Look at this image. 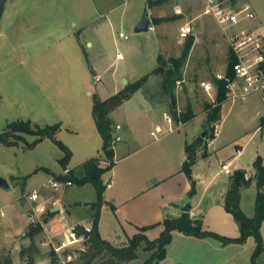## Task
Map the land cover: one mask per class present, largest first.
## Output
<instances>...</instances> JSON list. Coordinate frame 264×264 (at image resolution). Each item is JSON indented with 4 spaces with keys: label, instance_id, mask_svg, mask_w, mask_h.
<instances>
[{
    "label": "rangeland",
    "instance_id": "obj_1",
    "mask_svg": "<svg viewBox=\"0 0 264 264\" xmlns=\"http://www.w3.org/2000/svg\"><path fill=\"white\" fill-rule=\"evenodd\" d=\"M225 2L237 10L245 5L252 9L255 18L239 30L264 32V0ZM146 9L156 31L137 34L135 29ZM204 10L203 0H8L0 24V134L19 121H30L33 129L61 125L56 140L72 153L68 169L80 173L89 155L102 158V138L93 117L94 98L105 101L118 93L117 87L125 91L152 74L159 57L166 63L180 58L187 43L181 39L180 28L189 23L194 44L176 94L179 112L191 106L196 117L190 123L176 124L170 103L163 104L157 97V77L110 115L114 124H122L125 130L115 134L121 137L114 146L115 166L103 177L112 186L103 196L98 232L116 249L128 247L139 234L156 241L165 230V220L178 217L191 204L195 221L218 238L186 237L174 231L160 264H264V222L260 252L254 236L243 243L223 242L241 236L240 224L225 203L232 177L238 172H244L246 178L255 177V162L262 159L264 164V116H259L264 103L258 95L227 99L215 126L220 132L216 141L209 145L214 137H201L208 128L206 107L216 104L218 90L206 95L199 84L214 82L217 74L230 71L227 38L211 16L203 15ZM120 33L126 39H121ZM118 54L123 55L122 60H117ZM165 117L173 122L174 132L167 133ZM156 125L164 131L157 134L158 141L151 137ZM22 136L24 141L16 147L0 143V177L10 184L9 189L0 188V255L11 256L14 264H51L49 250L43 246L47 224L42 234L36 235L33 249L30 240L20 237L31 225L27 210L32 204L24 196L34 190L55 193L38 203L50 210L60 201L63 212L55 216L53 224L62 231L61 220L94 228L98 193L93 185L61 184L57 191L42 188L54 178L36 170L63 174L60 160L65 154L51 139L28 148L37 137ZM187 145H195L196 150L188 153ZM237 147L243 153L235 160ZM186 161L198 175L192 181L183 171ZM228 162L232 176L221 168ZM149 170H157L150 190L138 195L134 192L137 183L146 182ZM127 173L132 175L131 192L123 183ZM155 180L158 182L153 183ZM252 180L250 187L241 188L239 200L249 218L256 211V180ZM146 183L149 185L148 180ZM21 248L27 250L25 260L20 258ZM89 255V250L81 248L71 264H87ZM137 255L133 262L114 263L104 253L92 264H145L152 253L143 245Z\"/></svg>",
    "mask_w": 264,
    "mask_h": 264
},
{
    "label": "trees",
    "instance_id": "obj_2",
    "mask_svg": "<svg viewBox=\"0 0 264 264\" xmlns=\"http://www.w3.org/2000/svg\"><path fill=\"white\" fill-rule=\"evenodd\" d=\"M194 39L189 37L187 39L185 50L180 58H172L167 63L162 60L161 57L158 59L157 69L150 75L143 77L140 81L129 86L125 91L114 95L113 97L103 101L97 96L94 98L93 117L96 123L97 130L103 139L102 158H94L87 161L82 167L80 173L70 171L68 176H58V180L66 181L69 180L73 185L84 186L87 184L93 185L98 193L99 202L94 205L96 211L93 216L94 228L92 234L88 238V242L85 248L89 250V256L87 264H92L93 261L104 253H107L111 257L112 262L117 260L120 262H133L138 258V250L145 245V251L151 252L152 255L145 264H160L165 260L167 256V247L172 242V234L174 231H178L188 237H196L199 239L206 238H218L210 232L204 231L200 222L191 219L189 213H184L179 219H167L164 222L165 230L161 235L160 239L156 241H149L145 236L139 234L135 236L128 247L122 249H116L112 247L107 241L103 240L98 232L99 226V210L102 206V200L104 193L107 189V184L104 182L103 177L106 173L112 171L115 166V134L114 124L110 118V115L121 107L127 100H129L134 94L143 89L148 82L153 78H160L157 97L160 101L170 103L171 111L175 117L177 125H184L192 122L195 119V114L189 106L185 112H179L178 110V99L176 94V85L181 82L183 73L182 70L186 65L187 58L190 50L193 47ZM231 75L232 66L234 64V58L229 57ZM214 83L218 87V97L215 105H207V127L210 129V134L214 130L216 124L221 121L222 106L227 101V82L214 80ZM210 110V111H209ZM61 130V125L47 126L44 129H33L30 121H19L8 125L6 130L0 134V143L7 147H16L19 142L24 141L22 135H32L37 137L33 144H29L28 148L33 149L38 144L46 139L54 141L58 147L63 151L64 158L60 161L64 170L68 169V165L72 158L71 151L61 142L56 140V134ZM210 136V135H209ZM195 150V145H188L187 151L192 154ZM109 163L108 168L103 167V163ZM190 163L186 162L183 171L187 174L190 180H192V170ZM255 168L257 170L256 176L251 179H247L244 172H238L232 177L231 188L225 198L227 207L235 214V217L240 224L241 236L238 240H224V244L243 243L249 237L254 236L259 242L258 252L262 249V239L260 237V230L264 222V164L262 159H258L255 162ZM47 171L48 170H44ZM53 175V174H52ZM232 176V175H231ZM252 179L256 180L258 188V194L256 198V211L253 218H249L243 212L240 207V190L244 187H250L252 185ZM78 234L84 232V228L77 227ZM43 232V226L41 224L30 225V228L26 234V238L32 243V248L35 247L36 235H41ZM27 250L22 249L20 252L21 260L26 259ZM257 252V253H258ZM53 252H48V257L51 261H54L51 257ZM33 262V261H32ZM0 264H14L11 256H1Z\"/></svg>",
    "mask_w": 264,
    "mask_h": 264
},
{
    "label": "built area",
    "instance_id": "obj_3",
    "mask_svg": "<svg viewBox=\"0 0 264 264\" xmlns=\"http://www.w3.org/2000/svg\"><path fill=\"white\" fill-rule=\"evenodd\" d=\"M203 1L205 4L203 15L211 16L222 29L229 45V57L234 58L231 75L226 73L217 74L216 76L218 81L227 82V99L233 101L244 100L252 95H258L264 103V32L250 29H238L243 23L255 18L251 7L245 5L243 8L237 10L234 6L227 5L225 0ZM149 30L155 32L156 28L150 25ZM193 35L191 24H185L180 28L182 40H187ZM119 37L121 39H126L123 33H120ZM122 59L123 55L118 54L117 60ZM97 81H100V77H98ZM181 83L182 82H178V85H181ZM199 85L206 95H211L213 92L216 93L218 90L214 82L202 81ZM167 121L172 122L169 118H167ZM120 129V127H117V130ZM212 133L211 136L214 138H212L210 142L214 143L220 134L218 127H216ZM119 141H121V138L115 137V144ZM237 153L238 155L236 158H239L242 155V150H237ZM109 166V163H103L104 168H108ZM222 171L226 175H232L229 162L222 165ZM68 175H70V170H64L62 176ZM251 178H253V176H247L248 180ZM61 184L66 187L73 185L69 180L62 181L54 179L47 184V188L58 190ZM24 197L32 204L29 214L30 224L44 225L42 217L48 212L43 204L38 203L40 199L44 198L43 194L38 190H34ZM92 230L91 228H84V232L78 234L77 227H74L68 230L60 240H56V237H47L43 246L47 247L50 253L53 252L51 258L54 259V261H51V264H71L77 252L81 248H85L88 238L92 234Z\"/></svg>",
    "mask_w": 264,
    "mask_h": 264
},
{
    "label": "crops",
    "instance_id": "obj_4",
    "mask_svg": "<svg viewBox=\"0 0 264 264\" xmlns=\"http://www.w3.org/2000/svg\"><path fill=\"white\" fill-rule=\"evenodd\" d=\"M122 91V89H121V87L119 86V87H117L116 88V93L118 92V93H120ZM117 93V94H118ZM136 94H139V93H136ZM134 96V95H133ZM132 96V97H133ZM98 97V96H97ZM131 97V98H132ZM99 98V97H98ZM130 98V99H131ZM129 99V100H130ZM147 101V100H146ZM126 102H128V101H126ZM263 112H260L259 113V116H261V114H262ZM165 121L167 122V124L169 125V130H168V132L167 133H172V132H174L175 130L174 129H172V125H173V122H168L167 121V118L165 117ZM113 124H114V122H113ZM117 127H120L121 129L120 130H117ZM122 130H125V128H124V126L122 125V124H114V134H117L119 131L121 132ZM98 131V130H97ZM159 132L160 133H162V132H164L163 131V128H161L160 126H158V125H156L155 126V130H153V131H151V137H154L155 136V141H158L159 140V138L157 137V134H159ZM99 133V132H98ZM131 133H132V131H131ZM100 135V134H99ZM102 138V137H101ZM121 138V137H120ZM42 143V142H41ZM211 144V142L209 141V145ZM188 146V145H187ZM35 148V147H34ZM102 148H103V139H102ZM195 150H196V148H195ZM237 150H242V153H243V149L241 148V147H237ZM114 151H115V155H117V150H115V147H114ZM188 152V151H187ZM102 153V152H101ZM136 152H134V153H131L130 155H128L127 157H130L132 154H135ZM189 153V152H188ZM237 157V156H236ZM64 158V157H63ZM62 158V159H63ZM88 159H85V161H84V163L82 164V166L87 162V161H89V160H91V159H94L95 157H91L90 155L87 157ZM61 159V160H62ZM60 160V161H61ZM184 160V159H183ZM235 160H238V158H236ZM71 162V161H70ZM187 162V161H186ZM186 162H184V165L186 164ZM61 164V163H60ZM70 164V163H69ZM184 165H183V167H184ZM69 166V165H68ZM68 168V167H67ZM221 168H222V165H221ZM44 170H48V172L47 171H44ZM70 171H74L73 169H69ZM113 170V169H112ZM45 172V173H47V174H49V175H51L54 179H57V177L58 176H62L63 174H60V175H56L55 173H53V172H51L49 169H46V168H40V169H38V170H36V173H39V172ZM193 173V172H192ZM53 174V175H52ZM156 174H157V170H149V172L148 173H146V182H147V180H148V182H149V185H147V183L145 182V180L144 181H139L138 183H137V186H136V189L134 190L133 189V187H132V185H131V180L130 179H132V175H131V173H127V175L125 176V178H124V185H125V187L128 189V191H132V190H134V192H138V193H136V194H144L145 192H148L149 190H150V186H151V184H150V182H152L151 180L152 179H154V177L156 176ZM192 179L194 180L195 179V177H197L194 173L192 174ZM249 176V175H248ZM250 176H253V175H250ZM158 177V176H157ZM253 178H254V176H253ZM158 180V179H157ZM157 180H155V181H153V183H157L158 181ZM192 181V180H191ZM199 182H201V180L199 179ZM87 185H91V184H87ZM87 185H84V186H80V187H85V186H87ZM111 183H108L107 184V189H106V191L107 190H109V188H111ZM42 188H47V185H43L42 186ZM48 189V188H47ZM230 189V188H229ZM255 189H256V191H257V194H258V190H257V185H256V182H255ZM24 190H25V188H24ZM59 190V189H58ZM50 191H57V190H51L50 189ZM105 191V192H106ZM50 193H53V192H50ZM50 193H46L45 194V192L44 191H42V194H43V196H44V198L46 197H48L49 196V194ZM53 194H55V193H53ZM105 194V193H104ZM257 194H256V198H257ZM188 200V199H187ZM45 206V205H44ZM46 209H47V207H46ZM192 210H193V207H192V209H191V212L189 213V215H190V217H191V219L192 220H194L195 221V219H194V216H193V213H192ZM30 212H31V208H28V210H27V213H28V218H29V214H30ZM47 214H46V217H44L43 219H42V222H43V224L45 225V224H47V229H46V237H62L63 238V236L67 233V231L68 230H70L71 228H74V227H82V228H84L83 226H80V225H71V224H69L68 222H66V221H64V220H61V227H62V231L58 228V227H54V224H53V220L55 219V216L57 215V214H60L61 212H63V206L61 205V203H60V201L58 200V201H56V202H54L53 204H52V206H51V208H50V210H48L47 209ZM53 212H55V213H53ZM184 214V212L182 211L179 215H178V217H176V218H172V219H179L182 215ZM44 225H42L43 227H44ZM29 228H30V225L27 227V229L29 230ZM26 229V231L28 232V230ZM27 232H25L22 236H20L21 237V239L22 240H29V239H27L26 238V234H27ZM186 237H188V236H186ZM21 250H22V248H21ZM21 252V251H20Z\"/></svg>",
    "mask_w": 264,
    "mask_h": 264
},
{
    "label": "water",
    "instance_id": "obj_5",
    "mask_svg": "<svg viewBox=\"0 0 264 264\" xmlns=\"http://www.w3.org/2000/svg\"><path fill=\"white\" fill-rule=\"evenodd\" d=\"M7 3H8V0H0V24H1V20L4 16V13H5V10H6V6H7ZM151 20L149 18V15H148V10L146 9L145 10V14L141 20V22L138 24V26L136 27L135 29V32L137 34H141V33H147L149 32V28H150V25H151ZM91 70H92V73H93V76L97 77L98 76V73L94 70L93 67H91ZM124 84H127V81L124 80ZM264 114L262 113L261 116H263ZM210 135V129L207 128L205 130V132L201 135V137L203 139H206L208 138ZM191 158H189L190 160ZM0 188H3V189H9L10 188V184L8 182L7 179L3 178V177H0ZM182 211L184 213H190L191 212V204H188L187 206H185ZM55 213V212H53Z\"/></svg>",
    "mask_w": 264,
    "mask_h": 264
}]
</instances>
